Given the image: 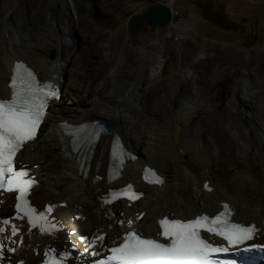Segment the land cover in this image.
<instances>
[{"label": "bare ground", "instance_id": "6f19581e", "mask_svg": "<svg viewBox=\"0 0 264 264\" xmlns=\"http://www.w3.org/2000/svg\"><path fill=\"white\" fill-rule=\"evenodd\" d=\"M159 3L171 8L175 0H159ZM32 7L25 6V9ZM5 16L6 12L0 10V97H9L15 61L25 63L41 79L60 88L63 83L64 89L61 90L62 101L60 97L50 102L38 137L25 144L18 154L22 163L33 162L31 164L38 166L33 169L38 184L30 191L31 201L38 209L46 203L57 204L47 216L57 229L51 234L41 233L39 229L27 230L23 219L13 217L14 195L0 194V211L11 217L10 223L19 229L15 236L8 226L0 233L3 255L8 253V248H13V253L8 255L10 259H23L25 264H31L42 260L45 248L54 247L56 252L71 254L74 242L69 231L73 228L89 238L103 235L104 241H98V247L101 243L110 246L113 242L119 243L116 239L126 229L154 235L158 219L164 215L189 219L200 213L214 214L224 210L223 202L229 203L233 220L256 227L254 241L264 243V73L257 66L252 67L258 62L250 60L239 67L233 65L237 67L238 79L226 109L228 121L213 117L215 129L210 130L209 120H205V124H191L196 108L209 106L200 95L183 96L177 109L171 105L163 111L154 103L135 105L130 100L140 79L152 80L161 73L164 39L173 30L178 39L192 37L190 31L195 27L191 21H171L163 36L150 37L147 45L140 43L142 68L138 78L117 91L110 81L96 80V63L87 58V51L78 50L72 37L70 42L55 41L51 37L50 42L45 41L40 33L43 23L33 22L25 29L28 36L33 33L35 38L18 40L17 34L10 36ZM54 45L57 56L51 59L48 54ZM62 48L68 61L75 52L79 53L75 68L68 67L62 60ZM21 54L26 59L19 58ZM221 73L218 67L212 77ZM65 74H69V78L63 80ZM88 89L93 91L91 95H86ZM66 113L70 116L63 115ZM155 113L160 114L159 119L148 117ZM103 123L112 125L114 130L95 133L99 137L88 141L84 149L76 145L85 134L83 130H77L74 138L69 134L72 126L83 128L91 124L93 130L96 127L103 130ZM115 136L137 159H128L118 180L110 183L107 175L113 170L108 165L109 157L115 154V161L116 155L122 153L117 149ZM48 147L56 150L49 151ZM145 164L163 177L160 185L143 180ZM206 176L213 178L206 179ZM206 181L210 190L204 187ZM128 182L143 191L141 199L132 203L126 200L105 203V199L110 198L109 188ZM129 220L131 225L127 223Z\"/></svg>", "mask_w": 264, "mask_h": 264}, {"label": "rangeland", "instance_id": "374dc122", "mask_svg": "<svg viewBox=\"0 0 264 264\" xmlns=\"http://www.w3.org/2000/svg\"><path fill=\"white\" fill-rule=\"evenodd\" d=\"M159 4V0H0V10L6 12L10 36L17 34L18 40L30 37L25 27L33 22L43 23L40 33L45 41L51 37L55 41L70 42L72 37L78 50L87 51V58L96 63V80L110 81L114 89L121 91L135 81L141 71L139 44L146 42L147 45L150 37L163 36L169 25H149L143 16L146 9ZM25 6L33 7L27 10ZM172 7V12H177L174 22L189 20L193 23L192 37L178 39L173 30L164 39L161 73L152 80L140 79L130 100L135 105L151 102L163 111L171 105L177 109L183 96L200 95L209 106H198L191 124H205V120H209L210 128L206 127L214 130L213 117L228 121L226 109L238 79L237 67L253 60L258 63L252 67L257 66L264 73V0H175ZM34 35L32 33L30 39H34ZM57 51L55 45L50 48L49 58L55 59ZM61 52L65 64L75 68L79 53L75 52L68 61L63 48ZM21 55L23 57H18L25 58ZM235 64L237 67L233 66ZM218 67L222 73L212 77ZM62 78L68 79L69 74ZM63 89L62 83V92ZM92 93L88 89L86 95ZM148 117L159 119L160 114ZM125 139L127 142V137Z\"/></svg>", "mask_w": 264, "mask_h": 264}, {"label": "snow or ice", "instance_id": "6c2138e0", "mask_svg": "<svg viewBox=\"0 0 264 264\" xmlns=\"http://www.w3.org/2000/svg\"><path fill=\"white\" fill-rule=\"evenodd\" d=\"M10 99H0V192H15V210L17 219L26 217L27 223L32 228H38L41 233L51 234L57 229L55 223L49 222L46 213L51 212V207L45 211L37 210L29 204L27 199L30 187L35 183L28 177L24 166L17 169L14 166V157L21 147L34 138L36 129L44 115L47 101L59 98L58 91L51 84L37 83L33 73L21 64L15 65V71L10 78ZM155 183H160L155 177ZM205 187H207L205 185ZM129 199H136L137 194L124 192ZM116 194H110L105 203H111ZM225 209L228 205L223 206ZM230 212L224 211L209 218L206 215L182 221L179 219H161L158 223L161 231L159 239L146 238L136 231L126 229L124 235L119 237V243L113 242L110 247L103 249L102 258L95 259L93 264H257L256 257L249 255L253 252L260 253L264 259V246L251 244L245 246L247 241L254 238V226H242L230 223L227 217ZM129 225L132 221L127 222ZM5 226L10 228L12 236L17 235L19 229L10 220H0V233L5 232ZM215 234L226 242L224 245H213L201 237V230ZM89 249L94 248L98 241L103 242L104 236L93 237L90 241L80 237ZM235 249L236 251H230ZM15 249L8 248V252ZM4 245L0 243V256L3 255ZM55 250L44 252L43 264H64L69 253ZM93 256L100 253L93 251ZM220 254H229L235 259H222ZM58 255V258H57Z\"/></svg>", "mask_w": 264, "mask_h": 264}, {"label": "water", "instance_id": "95a60500", "mask_svg": "<svg viewBox=\"0 0 264 264\" xmlns=\"http://www.w3.org/2000/svg\"><path fill=\"white\" fill-rule=\"evenodd\" d=\"M143 16L149 25L163 26L172 21L173 13L169 6L159 4L146 9ZM105 129L112 132L114 127L107 123Z\"/></svg>", "mask_w": 264, "mask_h": 264}, {"label": "built area", "instance_id": "2783aa9c", "mask_svg": "<svg viewBox=\"0 0 264 264\" xmlns=\"http://www.w3.org/2000/svg\"><path fill=\"white\" fill-rule=\"evenodd\" d=\"M173 13V12H172ZM177 14V12L175 11V13H173V18L172 21L174 20V16ZM181 20V19H180Z\"/></svg>", "mask_w": 264, "mask_h": 264}, {"label": "clouds", "instance_id": "9594fccd", "mask_svg": "<svg viewBox=\"0 0 264 264\" xmlns=\"http://www.w3.org/2000/svg\"><path fill=\"white\" fill-rule=\"evenodd\" d=\"M43 80V79H42Z\"/></svg>", "mask_w": 264, "mask_h": 264}]
</instances>
